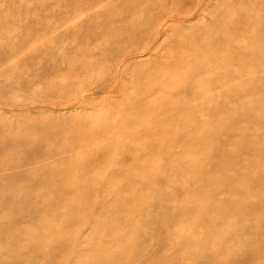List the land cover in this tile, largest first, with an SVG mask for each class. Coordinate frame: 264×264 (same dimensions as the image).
I'll use <instances>...</instances> for the list:
<instances>
[{"label": "rangeland", "instance_id": "1", "mask_svg": "<svg viewBox=\"0 0 264 264\" xmlns=\"http://www.w3.org/2000/svg\"><path fill=\"white\" fill-rule=\"evenodd\" d=\"M0 264H264V0H0Z\"/></svg>", "mask_w": 264, "mask_h": 264}]
</instances>
